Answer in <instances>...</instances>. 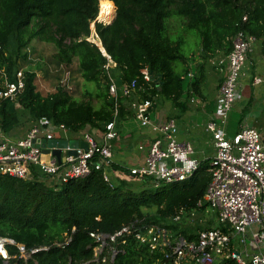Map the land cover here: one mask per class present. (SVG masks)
<instances>
[{"label":"trees","instance_id":"1","mask_svg":"<svg viewBox=\"0 0 264 264\" xmlns=\"http://www.w3.org/2000/svg\"><path fill=\"white\" fill-rule=\"evenodd\" d=\"M99 1L0 0V90L6 79L16 81L24 50L34 40L54 44L60 65L71 68L78 59L82 78L93 85L86 91L87 100L74 98L66 86L45 96L38 90L37 73L25 72V90L14 100L1 102L0 125L5 133H12L25 121L37 124L49 120L73 133L88 127L104 131L114 121L111 81L104 68L108 59L86 40ZM110 1L116 6V17L109 25L97 24L96 30L117 64L111 76L119 87L138 81L135 95H121L118 119L135 115L134 98L156 102L164 97L180 105L191 72L194 77L189 78L188 94L201 95L208 64L230 54L239 31L255 36L264 46V0H109L104 1L102 13L113 12ZM173 17L181 18L188 31L201 37L200 61L195 67L184 53V40L169 35L168 21ZM144 68L152 75L151 83L142 78ZM126 109L129 111L124 112ZM209 166V160L201 161L199 170L184 182L139 190L133 189L139 180L124 175L118 184L110 185L103 172L95 169L85 178L57 186L37 176L23 180L0 174V237L14 240L28 251L46 248L24 260L16 256L17 246L9 244V253L16 256L10 264H157L163 254L151 253L133 235L109 240L97 256L91 233L112 236L124 226L144 220L196 240V233L204 229L189 217L207 209V205L199 208L198 203L211 182ZM152 208L154 214L145 212ZM182 209V222L174 223ZM0 264H5L1 256ZM222 264L237 263L229 260Z\"/></svg>","mask_w":264,"mask_h":264},{"label":"built area","instance_id":"2","mask_svg":"<svg viewBox=\"0 0 264 264\" xmlns=\"http://www.w3.org/2000/svg\"><path fill=\"white\" fill-rule=\"evenodd\" d=\"M104 1L109 0L99 1V12L90 24L91 33L86 40L97 46L108 59L104 68L111 81L109 94L114 101L115 119L107 125V141L99 143L91 134H85L83 140L88 143V151L77 149L76 155L68 156L67 150H64V161L59 163L51 154L43 153L37 140L69 139L68 136L60 135H68L69 130L64 125L57 126L49 120H42L22 138H14L5 133L0 125V174L23 180H32L37 176L48 180L50 186H57L70 180L85 178L95 169L102 171L104 179L114 185L109 172L112 169L110 142L118 136L115 121L120 110L119 100L121 95L127 98L135 95L138 81L133 80L119 87L111 76V70L117 64L105 51L96 25L111 24L116 17V6L110 1L114 5L112 19L110 22L102 21L101 3ZM257 41L255 36L244 31H239L234 36L232 51L226 57L225 67H222L224 81L219 91L216 119L206 125V131L212 135L215 153L209 160L211 182L198 207L207 205L216 211L219 225L198 231L197 239L189 240L176 236L166 226L136 220L112 236L91 233L97 243V256L102 253L109 240L116 242L127 235H133L138 244L147 247L151 253L163 254L164 259L157 264H222L229 260H234L237 264H264V137L253 127L242 128L232 137L227 131L231 112L239 99L247 61ZM141 74L146 83L152 82L148 68H144ZM187 77L193 79L194 74L191 72ZM263 83L264 73L253 78V85ZM25 87V74L22 70L18 72L16 81L9 82L6 79L0 90V109L2 101L14 100ZM152 107L151 100H135L132 103L136 119L143 127H151L158 136L148 150L145 163L123 171L129 178L148 180L155 187L184 182L199 170L201 161L195 157L196 150L191 141L178 139L179 128L174 120L160 124L152 121ZM45 156H49V159L46 160ZM184 214L185 210L182 209L173 218V222L181 223ZM195 214L192 213L189 219L193 221ZM252 225H257L258 231L251 230L250 235L247 229ZM9 244L17 246L16 256L24 260L46 249L28 251L24 245L0 237V256L9 263L16 257L9 253Z\"/></svg>","mask_w":264,"mask_h":264},{"label":"crops","instance_id":"3","mask_svg":"<svg viewBox=\"0 0 264 264\" xmlns=\"http://www.w3.org/2000/svg\"><path fill=\"white\" fill-rule=\"evenodd\" d=\"M217 60L218 62H216ZM226 60V56H219L211 61L215 66L210 67L209 72L207 69L208 77L203 85L201 95L188 94V99L183 97L180 105L164 97H158L151 108V119L154 123L160 124L168 120H174L177 123L179 128L178 139L191 141L196 150L195 157L200 161L210 160L215 153L212 135L206 131V125L209 121L216 119L219 91L224 81L223 68ZM199 61L195 62L196 65ZM263 73L264 46L261 41H257L247 61L239 99L230 115L227 129L230 137L245 127L256 128L264 137V83L259 86L253 85V78ZM211 75H213V80L210 84ZM135 100L138 99L134 98L133 101ZM125 111L128 112L129 110L126 109ZM37 124L25 121L23 125L18 126L10 134L14 138H22ZM115 131L118 136L110 142L112 144V158L110 160L112 169L109 172L114 179V184H118L126 175L125 170L122 171V169L128 170L145 163L148 150L158 134L151 127H143L135 115L117 118ZM107 133V128L101 131L88 127L79 133H73L69 130L68 135L63 133L60 135L68 136L69 140H83L85 134H91L99 143H103L107 141L105 139ZM45 159L48 160L49 156H45ZM115 166L120 169H116ZM43 181L48 182L45 178Z\"/></svg>","mask_w":264,"mask_h":264},{"label":"rangeland","instance_id":"4","mask_svg":"<svg viewBox=\"0 0 264 264\" xmlns=\"http://www.w3.org/2000/svg\"><path fill=\"white\" fill-rule=\"evenodd\" d=\"M105 4H107V2L101 4V10ZM168 25L169 35L173 40H184V53L188 58L189 64L195 67V60H199L198 54L201 48V37L199 33L196 31H188L186 27H184V21L179 17H173L168 21ZM57 52L58 50L54 44L34 40L31 45L24 50L23 54L25 57L19 62L20 70L24 73L28 71H34L37 73L38 90L45 96L55 92L57 87L65 85L68 86L67 88L74 98L78 100H87V97L85 96L86 91L91 90L93 85L87 84L82 78L78 59L74 60L71 68H67L56 61L55 55ZM216 62H218V60ZM212 63L213 62L207 66L208 72L210 71V67L215 66ZM212 80L213 75L210 76V84ZM190 83L191 80L189 78L184 82L185 99H188L189 97L188 90ZM93 105L97 107V101H93ZM138 184L137 186L134 185L133 189L139 190L141 188H149L148 186L153 185L152 182L147 180L140 181ZM145 212L149 215L154 214L156 209H145ZM192 219L193 221L189 220L193 222V224H196L197 227L200 226L202 229L217 227L219 225L218 213L208 207L205 211L196 213ZM251 230L253 232L258 231V226L252 225L251 227H248L247 231L250 235Z\"/></svg>","mask_w":264,"mask_h":264},{"label":"water","instance_id":"5","mask_svg":"<svg viewBox=\"0 0 264 264\" xmlns=\"http://www.w3.org/2000/svg\"><path fill=\"white\" fill-rule=\"evenodd\" d=\"M37 144L42 148L44 154L52 155L57 159L59 163L64 161V150H67V155H76L77 149H84L88 151V143L83 140H69L59 138H44L38 139ZM5 264H10L9 261H5Z\"/></svg>","mask_w":264,"mask_h":264},{"label":"bare ground","instance_id":"6","mask_svg":"<svg viewBox=\"0 0 264 264\" xmlns=\"http://www.w3.org/2000/svg\"><path fill=\"white\" fill-rule=\"evenodd\" d=\"M100 19L102 21L110 22V20L112 19V12L106 11L102 13V10H101Z\"/></svg>","mask_w":264,"mask_h":264}]
</instances>
